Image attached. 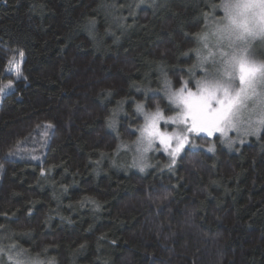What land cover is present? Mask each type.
Returning a JSON list of instances; mask_svg holds the SVG:
<instances>
[{
    "label": "trees",
    "instance_id": "trees-1",
    "mask_svg": "<svg viewBox=\"0 0 264 264\" xmlns=\"http://www.w3.org/2000/svg\"><path fill=\"white\" fill-rule=\"evenodd\" d=\"M222 1L0 0V264H264V128L117 158L174 111Z\"/></svg>",
    "mask_w": 264,
    "mask_h": 264
},
{
    "label": "snow or ice",
    "instance_id": "snow-or-ice-1",
    "mask_svg": "<svg viewBox=\"0 0 264 264\" xmlns=\"http://www.w3.org/2000/svg\"><path fill=\"white\" fill-rule=\"evenodd\" d=\"M224 17L222 25L216 29L217 51H208L209 57H219L215 73L219 79L195 81L196 91L186 87L187 82L177 92L168 98L174 100L181 108L178 117H169L173 123L184 125L188 133L204 132L208 136L214 133H224V125L231 124L234 115L233 109L241 102V98H248L249 93H255L257 84L264 86V62L258 63L249 58L248 49L257 38L264 40V0H224L222 5ZM206 41L207 36L199 37ZM207 48V43L204 44ZM227 49L225 51L224 49ZM23 56V53H20ZM11 66L13 60H8ZM9 72L12 68L9 67ZM17 74L19 69H16ZM233 83H238V89H232ZM12 82L0 86V94L5 87L11 88ZM138 110H143L137 105ZM164 117L157 108L155 113H146V123L141 129V135L147 136L148 147H151L154 138L166 147L172 139L171 136L161 132L157 121ZM167 122V121H166ZM264 123V119L259 121ZM256 131V129H253ZM176 148L172 155L175 156L183 147L187 136H176ZM147 151V148L144 149ZM18 255H23L19 253ZM11 259V257H10ZM16 264H21L16 261ZM28 264H36L34 261Z\"/></svg>",
    "mask_w": 264,
    "mask_h": 264
},
{
    "label": "rangeland",
    "instance_id": "rangeland-1",
    "mask_svg": "<svg viewBox=\"0 0 264 264\" xmlns=\"http://www.w3.org/2000/svg\"><path fill=\"white\" fill-rule=\"evenodd\" d=\"M224 3L222 1L221 5ZM219 10L221 11L220 17H214L210 22L206 29L200 37L207 36V40L203 41L199 39L198 45L196 47V56L197 61L195 62V66L191 71L189 77H187L184 82H187L186 87L191 89L192 91H196L195 81L197 80H215L219 79L218 76L215 75L217 71V66L214 64V60L218 63L219 57H209L208 59H204V57L208 56V51L211 50L212 52H216L218 49L216 47L217 43V36H216V29L218 26L222 25L224 12L223 8L220 7ZM207 43V48L204 47V44ZM227 51V49H224ZM249 58L253 61L258 63L264 62V40L257 38L254 40L249 49H248ZM24 61V54L23 56H19L16 59H13V63L9 67L12 68V71L15 73V78L20 79L22 77V63ZM19 69V73L17 74L16 69ZM12 82L11 88L5 87L4 93L0 94V102L3 96L12 90L15 87L14 81ZM9 82L5 83L3 86L8 85ZM184 86V85H183ZM238 83H233L232 89H238ZM180 88H173L171 84L168 82L164 83V93L167 95V98L172 94L179 90ZM169 100V98H168ZM171 106L173 107L174 111L172 113H166L165 111L159 110L164 119L158 120L157 125L161 132L166 133L167 135L171 136L172 139L169 142V146H165L159 142L158 138H154L152 141L151 147H148L147 136L141 135V131H139L138 138L135 142L130 143L128 145V150H122L120 154L117 155L122 157L121 161L125 165H131L137 168V171L144 172L150 166H153L158 162L159 154H166L169 155L173 153L176 148V139L175 137L178 135L180 137L187 136V140L184 143V147L191 145L194 148H200L201 145L197 142V138L200 136H207L210 138H214L215 136H219L221 142L227 147L235 148L237 145L242 144L245 141H248L251 137L257 136L260 131L264 128V123H260L262 119H264V86L257 84L255 87V93H249L248 98H241V102L237 104V106L233 109L234 115L231 118V124L224 125V133H214L212 136H208L204 132L199 133H188L181 123H173L172 121L168 120L169 117L176 118L178 117L181 108L180 106L174 101L169 100ZM150 112V113H155ZM167 121V122H166ZM146 120L144 121L143 125L141 126L140 130L143 129ZM256 129V131H253ZM184 147L173 156L174 158H178L182 153ZM215 147L214 142L210 146V150ZM147 148V151L144 149ZM126 152V153H125ZM116 161V160H115ZM11 251V249H10ZM8 251V252H10ZM15 252L12 254L16 260L21 261V256L18 255L17 250H13L10 252ZM34 261L36 264H39L37 260L29 259L28 261L25 260L24 263L28 264V262Z\"/></svg>",
    "mask_w": 264,
    "mask_h": 264
}]
</instances>
